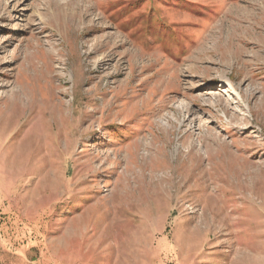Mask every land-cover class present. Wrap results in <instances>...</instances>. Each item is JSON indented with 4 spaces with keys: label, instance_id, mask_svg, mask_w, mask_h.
Instances as JSON below:
<instances>
[{
    "label": "rangeland",
    "instance_id": "374dc122",
    "mask_svg": "<svg viewBox=\"0 0 264 264\" xmlns=\"http://www.w3.org/2000/svg\"><path fill=\"white\" fill-rule=\"evenodd\" d=\"M0 264H264V0H0Z\"/></svg>",
    "mask_w": 264,
    "mask_h": 264
}]
</instances>
